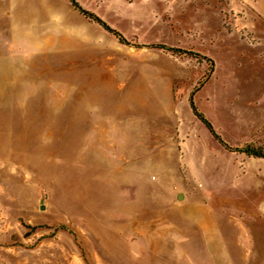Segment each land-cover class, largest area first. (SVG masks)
Instances as JSON below:
<instances>
[{
    "label": "rangeland",
    "instance_id": "obj_1",
    "mask_svg": "<svg viewBox=\"0 0 264 264\" xmlns=\"http://www.w3.org/2000/svg\"><path fill=\"white\" fill-rule=\"evenodd\" d=\"M141 1L139 10L152 19L141 31L148 45L205 57L163 52L171 72L181 74L171 91L184 117L189 93L212 65L195 105L229 147L264 152V0ZM2 63L0 264H264V159L224 149L199 124L204 150L216 151L220 166L215 173L207 165L211 181L200 198L217 215L225 243H178L176 233L161 231L174 217L163 222L143 207L134 231L129 216L114 213L121 203L96 198L106 195L92 191L101 185L83 176L82 137L66 131L76 121L65 118L64 104L47 102L60 89L42 73L39 87L23 86ZM21 96L36 102L19 103ZM205 160L194 158V167L199 171Z\"/></svg>",
    "mask_w": 264,
    "mask_h": 264
},
{
    "label": "crops",
    "instance_id": "obj_2",
    "mask_svg": "<svg viewBox=\"0 0 264 264\" xmlns=\"http://www.w3.org/2000/svg\"><path fill=\"white\" fill-rule=\"evenodd\" d=\"M75 1L128 44L90 21L69 0H0L2 70L16 72L23 86L28 81L33 88L40 86L42 73L51 88L60 89L47 102L64 104L65 118L76 121L66 131L82 137L83 176H89L92 185H101L92 191L106 195L96 198L121 203L114 213L129 216L134 231L136 217L143 214L137 210L143 207L150 216L149 210L155 209L152 217L160 215L163 222L174 217L172 223L162 224L161 231L176 233L178 243H225L217 215L207 204L202 206L200 198L211 181L207 165L218 170L216 151L204 150L208 140L197 127L202 123L191 110V92L184 117L179 97L171 91L181 80L180 71L171 72L164 51L143 39L141 31L152 25L139 10L144 4ZM201 66L203 74L205 65ZM213 74L214 70L194 97ZM17 102L36 101L21 96ZM202 156L206 160L198 171L193 161ZM211 257L227 262L225 256Z\"/></svg>",
    "mask_w": 264,
    "mask_h": 264
},
{
    "label": "trees",
    "instance_id": "obj_3",
    "mask_svg": "<svg viewBox=\"0 0 264 264\" xmlns=\"http://www.w3.org/2000/svg\"><path fill=\"white\" fill-rule=\"evenodd\" d=\"M71 2V4L73 5V7H75V9H77L81 14H83L86 18H88L90 21L95 22L99 25H101L105 30H107L108 32L112 33L115 37H117L119 39L120 42L128 44V42L123 38V36L115 31L114 29L110 28L105 22H103L99 17H97L96 15H94L93 13H90L84 9H82L75 0H69ZM151 47L157 48V49H161L163 51L166 52H172V53H184V54H188V55H192L194 57H196V59L198 58H205L203 56H201L200 54L193 52V51H185V50H181V49H177V48H172V47H167L165 45H152ZM209 63H212L211 60H208ZM213 72L212 69V65L210 66V68L205 72L204 76L201 78V80L199 81V83L197 84L196 87H194L193 91L190 93L189 96V104L191 107V110L193 112V114L201 121V123L208 129L209 133L217 140V142L223 146L226 150L229 151H235V152H240L243 153L249 157H255V158H261L264 159V152L259 151V150H255L250 146H245L244 148H232L229 147L222 139L221 137L216 133V131L213 129L212 125L210 124V122L205 118V116L200 113L193 101V97L196 91L199 90V88L204 84V82L210 77L211 73ZM57 229H65L64 226H60Z\"/></svg>",
    "mask_w": 264,
    "mask_h": 264
}]
</instances>
